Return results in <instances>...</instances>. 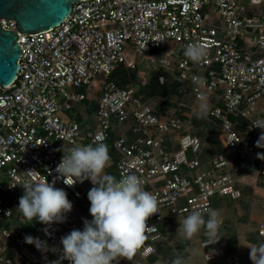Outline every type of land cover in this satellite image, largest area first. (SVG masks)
Instances as JSON below:
<instances>
[{
  "label": "built area",
  "instance_id": "1",
  "mask_svg": "<svg viewBox=\"0 0 264 264\" xmlns=\"http://www.w3.org/2000/svg\"><path fill=\"white\" fill-rule=\"evenodd\" d=\"M247 1L85 0L55 28L28 36L18 32V77L10 86L0 84V221L5 223L0 264L60 259L61 237L83 230V221L92 219L87 193L94 185L85 180L66 186L55 169L71 148L106 143L114 123L121 126L114 145L119 179L137 175L159 202L160 213L147 221L154 227L133 264H147L157 252L155 243L177 232L179 221L193 211L205 218L215 198L236 201L244 188L259 189L264 179V142L257 145L264 135V13L250 14ZM0 23L17 30L13 20ZM189 44L203 45L207 55L193 62L184 55ZM161 50L175 54L177 79L219 123L221 152L212 154L211 146L189 131L192 121L156 111L154 101L140 93L146 83L121 87L110 79L120 65L135 68L140 57ZM87 100L98 102L97 127L88 133L77 119L61 115ZM241 120L247 123L246 135ZM31 170L40 176L25 174ZM46 179L67 192L73 209L65 222L21 235L27 219L16 209L23 183ZM14 218L21 225L12 229L7 222ZM259 233L264 238V223ZM26 236L46 242L47 248L26 243ZM217 238L206 247L208 237L201 241L208 263L227 257L229 243L220 233Z\"/></svg>",
  "mask_w": 264,
  "mask_h": 264
},
{
  "label": "clouds",
  "instance_id": "2",
  "mask_svg": "<svg viewBox=\"0 0 264 264\" xmlns=\"http://www.w3.org/2000/svg\"><path fill=\"white\" fill-rule=\"evenodd\" d=\"M184 55L198 63L207 55V49L200 44H189L185 47ZM205 109L206 105L202 104L201 110ZM262 142L264 135L260 136L257 145ZM110 158L108 146L103 142L95 146H75L67 154L64 152L55 169L57 178L69 187L85 180L92 182L94 187L87 193L92 219L83 221V230L73 229L61 237L62 255L51 264H62L63 260H68L70 264H118L120 259L132 261L144 248L147 233L154 227H149L147 221L154 214L160 213L158 198L144 190L142 181L135 174L125 175L119 180L106 174ZM25 174L30 177L40 176L35 170ZM22 188L24 194L19 198L16 211L24 219L50 226L65 222L66 215L73 209L67 192L55 187V180L52 183L47 179L37 182L26 180ZM219 228L216 210L209 209L207 220L202 212L193 211L179 221L177 234L185 240H191L204 229L208 237L206 247L219 240ZM25 242L36 244L40 250L47 248L46 242L32 236H26ZM250 259L253 264H264V247L259 250V254L251 249ZM171 264H185V261L177 256Z\"/></svg>",
  "mask_w": 264,
  "mask_h": 264
},
{
  "label": "rangeland",
  "instance_id": "3",
  "mask_svg": "<svg viewBox=\"0 0 264 264\" xmlns=\"http://www.w3.org/2000/svg\"><path fill=\"white\" fill-rule=\"evenodd\" d=\"M246 4L252 13L256 15L264 13V0H249ZM137 66L140 70V84L147 83L149 79L155 77L161 71H164L167 74V79L170 83L177 79V57L171 51H164L162 54L153 57H140L137 60ZM201 105L202 103L195 101L189 94H183L182 96L171 94L166 100H154V107L162 116L179 117L182 118V120L192 121L191 124H188V129L197 135L199 129L194 126L193 119H207L209 113V107L206 105V109L202 111ZM74 107L75 109L72 112L62 110L61 115L71 117L74 113L79 115V112L82 116L85 114L87 116L89 115L88 111L81 109V103L75 104ZM179 113L181 116L178 115ZM91 117H94V119H91V121L89 120L87 124L91 125L89 127L93 126V129H95L97 127L96 116ZM109 169L110 166L108 165L105 169V173H107ZM3 224L4 223L2 222L0 223V229H2ZM7 224L12 229L21 225L17 218L9 220ZM243 228L244 226H240V230ZM203 233L204 232L201 229L200 233L194 236L191 240L183 239V237L177 234L176 231L165 233L163 238L159 241V244L156 246L157 252L154 254L156 256V261L153 263L148 261L147 264H171L177 256H181L184 259L185 264H209L204 261L203 250L200 246V240ZM138 260L139 258L136 255L132 261L127 260V263L133 264ZM119 261H122V264H125L123 263V260Z\"/></svg>",
  "mask_w": 264,
  "mask_h": 264
},
{
  "label": "trees",
  "instance_id": "4",
  "mask_svg": "<svg viewBox=\"0 0 264 264\" xmlns=\"http://www.w3.org/2000/svg\"><path fill=\"white\" fill-rule=\"evenodd\" d=\"M250 14L253 15L254 13H250ZM163 52H164L163 50L155 51L153 55L158 56L162 54ZM139 73H140V70L138 66H136L135 68H128L124 65H120L116 69V71L112 74L110 79L113 80L117 85L121 87L137 85V84H140ZM140 93L143 94L147 100H151L152 102L155 99L166 100L168 97H170L171 94L180 95V96H182L183 94H189V95L191 94L189 88H187V86L184 83H181L178 79H175L172 83H170L167 79V74L164 71H161L155 77L149 79V81L145 85L141 86ZM81 105L86 107L89 116H96L98 112V102L97 101L87 100V101L82 102ZM178 115L181 116L180 113ZM73 118L77 119L79 122L83 121V118H81L79 115L74 116ZM193 124L195 127L199 129L198 136L205 143L211 146L212 154L222 151V148L217 141V133L220 127L218 122H216L212 117L208 115L207 119H203V120H198L194 118ZM239 126L243 134L246 135L247 134V129H246L247 123L244 120H241L239 123ZM120 135H121V126L114 123V126L110 131V138L105 143L108 146L110 157H111L109 161L110 169L107 171L106 174L116 177L117 180H119V177L117 174V168H116V163L118 160V152L115 149L114 145H115V141ZM214 201H215L214 209L218 211L227 205L234 206L239 200L230 201L228 199L217 197L215 198ZM204 219L207 220L208 217H205ZM25 224H26L25 228L20 231L21 235L33 233L42 227V224L36 220L34 221L27 220ZM202 231L204 232V229H202ZM226 237L228 239L226 241L229 243L227 256L234 255V253L237 251V236L234 233L231 234L228 231V234ZM256 238L264 241V238L260 235V233L256 235ZM158 244L159 242L155 243V246H157ZM149 261L151 263L156 261V256L155 255L151 256Z\"/></svg>",
  "mask_w": 264,
  "mask_h": 264
},
{
  "label": "water",
  "instance_id": "5",
  "mask_svg": "<svg viewBox=\"0 0 264 264\" xmlns=\"http://www.w3.org/2000/svg\"><path fill=\"white\" fill-rule=\"evenodd\" d=\"M81 1L85 0H0V19L13 20L17 27L5 30L0 23V84L10 86L18 77L22 52L18 32L28 36L55 28Z\"/></svg>",
  "mask_w": 264,
  "mask_h": 264
},
{
  "label": "crops",
  "instance_id": "6",
  "mask_svg": "<svg viewBox=\"0 0 264 264\" xmlns=\"http://www.w3.org/2000/svg\"><path fill=\"white\" fill-rule=\"evenodd\" d=\"M81 109L87 111L86 107L82 105ZM76 115L74 113L71 117L65 116V118H73ZM79 116L83 118V121L80 123L84 131L87 133L93 131V126L89 127L91 125L87 123L89 120L94 119V117L87 116L86 114L82 116L80 112ZM217 212L218 221H220V235L223 239L228 240L226 237L228 231L231 234L234 233L237 236V251L234 255H228L225 260L216 264H234L235 262L239 264H253V261L250 259L251 249H254L256 254H259V250L264 247V241L256 238L261 224L264 223V179L261 180L258 190L244 188L243 197L234 206L227 205ZM240 226H244V228L240 230ZM206 237L204 232L201 236L200 246L201 241ZM203 259L205 261L204 252ZM118 263L122 264V261ZM123 263L130 264L127 263V260H123Z\"/></svg>",
  "mask_w": 264,
  "mask_h": 264
}]
</instances>
